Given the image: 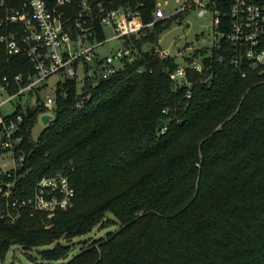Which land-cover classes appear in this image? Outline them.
<instances>
[{"label":"trees","instance_id":"16d2710c","mask_svg":"<svg viewBox=\"0 0 264 264\" xmlns=\"http://www.w3.org/2000/svg\"><path fill=\"white\" fill-rule=\"evenodd\" d=\"M132 1L145 3L150 22L154 0ZM144 57L80 90L67 82L36 140L33 118L25 120L30 158L18 186L62 172L74 197L50 228L41 214L0 216V261L14 246H52L39 251L44 264H264V66L242 75L229 54L213 50L205 69L187 70L186 105L185 87L175 90L169 77L176 60ZM3 71L20 69L5 63ZM108 223L118 230L70 256L73 239Z\"/></svg>","mask_w":264,"mask_h":264},{"label":"built area","instance_id":"2783aa9c","mask_svg":"<svg viewBox=\"0 0 264 264\" xmlns=\"http://www.w3.org/2000/svg\"><path fill=\"white\" fill-rule=\"evenodd\" d=\"M144 4H134L132 0H0V54L5 56V61L0 62L2 218L15 222L24 211L30 217L41 214L46 228H50L56 212L71 205L74 188L62 172L39 177L31 188H20L18 182L30 158L22 151L25 120L33 118L31 135L36 140V123L43 129L53 123L58 96L67 82L79 85V71L84 86L87 81L107 79L152 52L161 59L176 60L160 47L163 33L154 43L148 36L155 27L164 28L193 12L199 17L210 16L221 39L196 49L204 53L191 62L186 59L193 53L183 57V63L176 61L177 68L169 74L175 90L185 87L186 105L193 98L187 70L205 69L204 61L211 58L213 50L229 54L242 75L246 68L257 70L264 66V0H154L148 23L141 10ZM107 31L111 32L110 38ZM111 41H116L118 48L104 53ZM222 61L223 58L218 60ZM5 63L20 71L6 73ZM146 70L143 65L138 73ZM53 77L63 81L49 88ZM32 96L35 111L26 118L25 103ZM7 104H11L10 110L5 108ZM43 115L52 116L48 126L41 120Z\"/></svg>","mask_w":264,"mask_h":264},{"label":"rangeland","instance_id":"374dc122","mask_svg":"<svg viewBox=\"0 0 264 264\" xmlns=\"http://www.w3.org/2000/svg\"><path fill=\"white\" fill-rule=\"evenodd\" d=\"M111 36V32L107 31V38H110ZM215 38L220 40L221 36H217L215 33L210 16L199 17L196 12H193L180 18L179 21L172 22L169 25L168 29L161 37L160 47L163 51H166L171 56L176 57V61L178 63H183V57L191 55L193 50L202 46H212ZM118 46L119 45L116 41H111L107 44L106 49L103 48V52L107 53L109 52L108 50L114 51L118 48ZM81 75L82 73L79 71V90L83 87V77ZM58 80L63 81L60 77L51 78L49 80V88L54 87L55 82ZM12 103H16V100ZM5 108L10 110L12 106L11 104H7ZM42 130L43 126L37 122L33 129V136L35 139L38 138ZM110 218L113 219L111 216ZM107 225L106 228L102 229L100 227H96L87 235L73 239V242H71L73 249L70 256L77 254L82 249L81 247L83 246V242L87 241L86 244H90L92 242L91 240H97L105 237L109 232H115L118 230L119 227L118 223H108ZM47 248H52V246L45 248H32L30 250L14 246L6 254L5 260L0 261V264H44L45 261L40 256L39 251Z\"/></svg>","mask_w":264,"mask_h":264},{"label":"water","instance_id":"95a60500","mask_svg":"<svg viewBox=\"0 0 264 264\" xmlns=\"http://www.w3.org/2000/svg\"><path fill=\"white\" fill-rule=\"evenodd\" d=\"M35 97L32 96L30 97L26 103H25V116L26 118H30L32 117V115L34 114V111H35ZM43 124L45 126H48L50 124V121L52 120V116L50 115H43L42 118H41ZM166 123L165 122H161L159 125H158V130H162L164 127H165Z\"/></svg>","mask_w":264,"mask_h":264}]
</instances>
